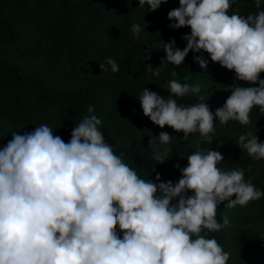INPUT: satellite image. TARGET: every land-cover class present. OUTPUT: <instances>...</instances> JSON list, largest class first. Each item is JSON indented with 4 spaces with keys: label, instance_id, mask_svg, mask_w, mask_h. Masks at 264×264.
<instances>
[{
    "label": "clouds",
    "instance_id": "1",
    "mask_svg": "<svg viewBox=\"0 0 264 264\" xmlns=\"http://www.w3.org/2000/svg\"><path fill=\"white\" fill-rule=\"evenodd\" d=\"M167 2L138 0V6L155 12ZM235 2L178 0L179 6L167 13L175 21L169 28L188 27L190 34L181 37L187 42L182 50L174 38L160 40L161 61L179 67L192 52L206 69L207 53L211 62L234 71L236 80L258 85L234 84L214 112L206 103L209 97L199 95L201 85L186 82L188 77L175 79L174 68L167 97L144 87L138 97L143 115L162 129L182 132L184 140L198 134L201 143L212 145L215 121L221 127L230 121L244 127L252 125L254 108L264 113V10L246 17L230 14ZM261 2L255 0V7ZM141 30L139 23L132 25L133 36ZM146 51L150 58L152 50ZM105 64L113 73L120 71L112 57ZM146 67L159 77L164 65ZM99 68L109 71L104 64ZM188 95H197V102L178 104L177 98ZM87 112L67 143L42 123L30 132H12L0 148V264H228L230 253L207 235L230 226L227 216L217 220L218 206L247 207L264 198V189L246 180L244 169L219 167L222 154L199 144L184 167L174 165L178 182L161 181L159 174L158 183L142 178L106 142L95 107L89 105ZM255 133H241L237 146L253 160H264V142ZM172 137L159 133L151 153L156 163L169 159Z\"/></svg>",
    "mask_w": 264,
    "mask_h": 264
},
{
    "label": "trees",
    "instance_id": "2",
    "mask_svg": "<svg viewBox=\"0 0 264 264\" xmlns=\"http://www.w3.org/2000/svg\"><path fill=\"white\" fill-rule=\"evenodd\" d=\"M178 6V0H168L155 12H149L147 5L145 8L138 6V0H0V118L7 112L6 118L11 124L8 128H0V139L13 129L30 132L42 123L49 125L55 122L54 135L61 136L67 143L72 128L89 115L87 108L93 105L94 114L102 121L101 131L106 142L117 154L123 153L125 162L142 178L158 183L160 181H155V176L159 174L161 181L178 182L180 171L174 165L179 163L181 168L184 167L187 156L195 151L197 144L209 147L200 142L199 136L197 140L195 134H189L191 145L186 146L182 135L170 132L173 137L169 146L173 151L163 164L133 148L115 149L119 141L132 133L142 132L146 127L157 136L161 132L162 128L143 115L138 97L151 77L146 66L155 68L161 62L168 64L166 60L161 61L164 56L162 49L152 50L150 59L139 60L122 59L115 49L119 46L129 52L142 49L140 46L131 48L134 22L142 20L147 24L148 34L156 33L162 23L167 26L175 23L167 19V13ZM262 10L264 0L259 9L255 7V0H247L235 12L246 17ZM185 34H190V28L172 29L163 36V41L167 43L174 38L175 47L182 50L187 43L181 39ZM193 55L189 52L179 67L169 65L178 73L175 79L185 82V77H188L186 82L201 85L199 95L209 97L206 103L213 112L216 99L221 94L223 105L234 84L258 86L236 80L234 71L211 62L207 53L203 55L209 59V64L206 69H201ZM40 56H44L46 61L42 68L44 71L42 74L36 72L34 76L22 74L12 62L13 59L37 61ZM107 57L116 60L119 72L110 71V66L105 64ZM101 64L109 67V71L100 69ZM56 70L62 75L61 79L69 81L78 79L81 72L90 75L83 78L76 88L64 85L50 87L44 79ZM170 79L173 77L169 74L168 81ZM260 79H264V72L260 73ZM168 95L166 84L161 96ZM177 102L194 104L197 95L177 98ZM250 117L252 125L244 127L237 121L221 127L219 121H215L217 126L213 139L224 137L229 153L237 147L241 133L259 127L257 137L259 142H264V113L254 108ZM169 128L165 126L163 130ZM220 153L224 156L227 152L223 150ZM236 168L244 169L245 179L264 189V160H253L243 150L239 160L224 170ZM224 216L229 218L230 226L207 235L209 238L214 236L230 253L228 264H264V198L252 201L244 208L230 209L222 203L218 206L217 220L222 222Z\"/></svg>",
    "mask_w": 264,
    "mask_h": 264
},
{
    "label": "rangeland",
    "instance_id": "3",
    "mask_svg": "<svg viewBox=\"0 0 264 264\" xmlns=\"http://www.w3.org/2000/svg\"><path fill=\"white\" fill-rule=\"evenodd\" d=\"M247 3V0H236V2L232 5V8L229 10L230 14L237 11L238 8L240 6H243ZM134 23H139L141 25V33L139 35V37H135L132 34L131 31V37H130V43H131V48L134 49V47L140 46L142 49H139L138 51L132 50V51H128L125 48H122L121 46H119L117 48V50L115 49V52L117 53V55H119L122 59H141L144 58L145 59H150L147 58V49L150 48L151 50H160V46H159V41L162 40L163 41V36L165 34H167L169 31L172 32V29L169 28L166 24H161L157 29H156V33L153 31L151 32V34H148V27L147 24L145 25L144 22L142 20L139 21H135ZM145 48V49H144ZM145 51H144V50ZM13 63H15L18 68L20 69L21 73L26 75V76H34L36 75V72H41V74L43 73L44 69H42L45 64V58L44 56H40L38 58V60L36 61V59H23V60H19V59H13L12 60ZM163 71L161 72L159 77H153L151 75V77L149 78V80L145 83L146 88H148L150 91H154L157 92L159 95L162 94L167 82H168V77L170 74V71L173 67H171L169 64H163ZM52 65H50L49 68H51ZM49 70V69H48ZM90 73L88 72H81V75L79 76L78 79L69 81V80H63L62 75L60 76L59 73L56 71H53L51 75L47 76L44 81L45 83L50 86V87H54L55 85H64L66 87H70V88H76L78 87L81 83L83 82V78H86L87 76H89ZM41 78V77H38ZM222 95L220 94L219 97L216 99V106H215V110L219 107L222 106ZM8 117L7 112L6 114H3V117L0 118V128H8L9 126H11L10 123H8ZM149 119V118H148ZM49 126L53 129L56 126L55 122H52L51 124H49ZM25 129H17V130H10V133L3 137L2 139H0V148H2L3 146H5L8 141L11 140L12 138V132H18L19 134H23L25 132L28 131H23ZM159 131H164V132H168L170 134V132H175L173 129L169 128L168 130H159ZM251 131L253 133H255V135H258L259 132V127L257 128H252ZM179 135H184L182 132H175ZM196 139L198 140V134H195ZM149 141H155V144H150ZM184 144L186 146H190V140L189 138H187V140H183ZM159 144L158 141V136L150 129L147 128L144 129L142 132L141 130L135 133L130 134L128 137L122 139L121 141H119L116 144L115 149H119V148H133L137 151H139L141 154L148 156V157H152L151 153L152 151L155 150L156 146ZM213 149L218 150L219 152L226 150L227 153H225L224 157V161L218 165L219 167L225 169L228 166L235 164L240 156L242 155L243 149H240L238 146L235 147V149L233 151H230L228 153V147L226 145V141L225 138H214V141L212 143V145H207ZM195 148V147H194Z\"/></svg>",
    "mask_w": 264,
    "mask_h": 264
}]
</instances>
